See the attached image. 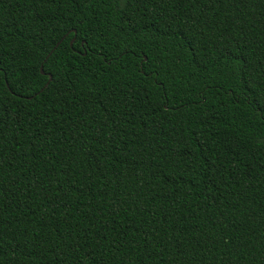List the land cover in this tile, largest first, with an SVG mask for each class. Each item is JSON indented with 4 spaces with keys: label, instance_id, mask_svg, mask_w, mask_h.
Segmentation results:
<instances>
[{
    "label": "trees",
    "instance_id": "16d2710c",
    "mask_svg": "<svg viewBox=\"0 0 264 264\" xmlns=\"http://www.w3.org/2000/svg\"><path fill=\"white\" fill-rule=\"evenodd\" d=\"M0 61V264H264V0H0Z\"/></svg>",
    "mask_w": 264,
    "mask_h": 264
},
{
    "label": "snow or ice",
    "instance_id": "6c2138e0",
    "mask_svg": "<svg viewBox=\"0 0 264 264\" xmlns=\"http://www.w3.org/2000/svg\"><path fill=\"white\" fill-rule=\"evenodd\" d=\"M85 2H87V0H85ZM130 32L135 33L136 29L135 27L130 28ZM173 38L176 40L180 39L181 34L180 33H173ZM154 39L158 40V37H155ZM77 40H79V35L74 33L72 30H68L65 35L61 38L60 41L57 42V48L59 47L60 44H62L64 41H68L69 43V47L75 49L76 48V42ZM216 60L213 61H209L206 64H202L200 71L202 74L204 75L205 79L210 78L213 73L209 71V69H213L216 73L217 76H223L225 74V70L228 69H232L231 72H229V75H233L235 76V78H237L238 83H240L242 85L241 87V91L244 92L247 90V88H249L251 86V84L253 83V81L247 79V72H246V68H247V62H245V64L240 66V71L237 72L236 69L233 67L232 61H233V56H232V52L230 48H223V49H216ZM126 54H130L125 52H120L119 53V58L123 59L124 55ZM51 55H55V50H53L51 52ZM50 58V57H49ZM161 64L163 63V60L161 59L159 61ZM220 65L219 68H216V65ZM142 74L147 76L149 75V73L147 72V70H143ZM155 75L158 77L159 76V70H155ZM7 73L5 71L3 62L0 61V82L7 80ZM52 80L55 81V77H52ZM9 87H11V85H8ZM48 87H51V83H49L47 85L46 88L42 89L41 94L43 91H47ZM246 100L248 103H259L260 104V110L262 112H264V93H261V96L259 98H257L254 94H250L246 97ZM202 102L207 104V99L206 97H202ZM165 103H167L165 101ZM0 112H2V109H0Z\"/></svg>",
    "mask_w": 264,
    "mask_h": 264
},
{
    "label": "water",
    "instance_id": "95a60500",
    "mask_svg": "<svg viewBox=\"0 0 264 264\" xmlns=\"http://www.w3.org/2000/svg\"><path fill=\"white\" fill-rule=\"evenodd\" d=\"M145 59H147V58H145ZM42 73H44V71H43V67H42ZM52 80V76H50V80H49V82Z\"/></svg>",
    "mask_w": 264,
    "mask_h": 264
}]
</instances>
